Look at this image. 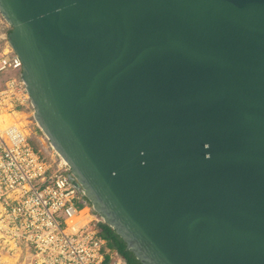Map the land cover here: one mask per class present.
<instances>
[{
    "label": "water",
    "instance_id": "obj_1",
    "mask_svg": "<svg viewBox=\"0 0 264 264\" xmlns=\"http://www.w3.org/2000/svg\"><path fill=\"white\" fill-rule=\"evenodd\" d=\"M35 121L141 264H264V0H0Z\"/></svg>",
    "mask_w": 264,
    "mask_h": 264
},
{
    "label": "built area",
    "instance_id": "obj_2",
    "mask_svg": "<svg viewBox=\"0 0 264 264\" xmlns=\"http://www.w3.org/2000/svg\"><path fill=\"white\" fill-rule=\"evenodd\" d=\"M10 30L0 14V264H127L69 165L33 143L35 113Z\"/></svg>",
    "mask_w": 264,
    "mask_h": 264
},
{
    "label": "trees",
    "instance_id": "obj_3",
    "mask_svg": "<svg viewBox=\"0 0 264 264\" xmlns=\"http://www.w3.org/2000/svg\"><path fill=\"white\" fill-rule=\"evenodd\" d=\"M103 236L107 240L108 247L117 251L127 262V264H141L133 253L127 251L126 244L107 224L103 225Z\"/></svg>",
    "mask_w": 264,
    "mask_h": 264
},
{
    "label": "rangeland",
    "instance_id": "obj_4",
    "mask_svg": "<svg viewBox=\"0 0 264 264\" xmlns=\"http://www.w3.org/2000/svg\"><path fill=\"white\" fill-rule=\"evenodd\" d=\"M10 32H11V30L9 31L8 35L10 34ZM32 121H33V124H34L33 128H34V131H35V134L33 136V143L35 144L36 148L38 150H40L42 154L52 153L53 152V148L51 147L50 142L45 137L43 132L36 127L34 118L32 119Z\"/></svg>",
    "mask_w": 264,
    "mask_h": 264
}]
</instances>
